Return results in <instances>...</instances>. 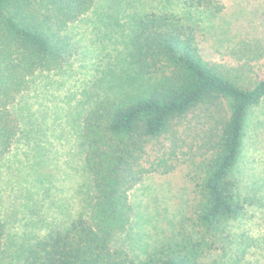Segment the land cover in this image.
Here are the masks:
<instances>
[{
	"label": "trees",
	"instance_id": "16d2710c",
	"mask_svg": "<svg viewBox=\"0 0 264 264\" xmlns=\"http://www.w3.org/2000/svg\"><path fill=\"white\" fill-rule=\"evenodd\" d=\"M94 2L0 0V160L17 133L9 106L28 77L54 71L76 54L68 29ZM129 49L130 65L143 81L99 99L82 118L80 140L92 188L88 211L0 264H137L113 245L132 222L129 192L145 176L180 165L187 168L199 228L211 232L242 216L233 171L247 113L264 98V55L248 80L203 60L173 17L154 14L137 22ZM4 235L0 220V252ZM187 244L150 253L143 245L142 264H196V251Z\"/></svg>",
	"mask_w": 264,
	"mask_h": 264
},
{
	"label": "rangeland",
	"instance_id": "374dc122",
	"mask_svg": "<svg viewBox=\"0 0 264 264\" xmlns=\"http://www.w3.org/2000/svg\"><path fill=\"white\" fill-rule=\"evenodd\" d=\"M206 1L95 0L68 29L76 54L54 71L27 78L9 106L17 133L0 160L5 225L0 262L88 211L92 188L83 161L82 118L99 99L143 81L128 57L140 19L173 17L203 60L253 78L250 70L264 55V0ZM186 169L149 174L129 192L132 222L113 245L131 253L137 264L147 255L143 245L150 253L181 242L196 251V264H264V98L247 113L233 171L241 217L222 221L211 232L199 228Z\"/></svg>",
	"mask_w": 264,
	"mask_h": 264
}]
</instances>
